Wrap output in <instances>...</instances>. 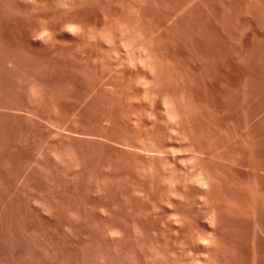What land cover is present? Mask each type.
I'll return each instance as SVG.
<instances>
[{"label":"rangeland","instance_id":"1","mask_svg":"<svg viewBox=\"0 0 264 264\" xmlns=\"http://www.w3.org/2000/svg\"><path fill=\"white\" fill-rule=\"evenodd\" d=\"M0 264H264V0H0Z\"/></svg>","mask_w":264,"mask_h":264}]
</instances>
